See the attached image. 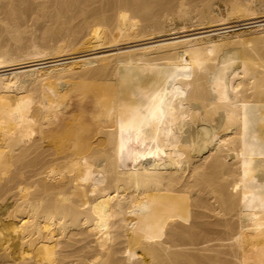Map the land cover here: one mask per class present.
I'll return each mask as SVG.
<instances>
[{"label":"bare ground","instance_id":"bare-ground-1","mask_svg":"<svg viewBox=\"0 0 264 264\" xmlns=\"http://www.w3.org/2000/svg\"><path fill=\"white\" fill-rule=\"evenodd\" d=\"M262 12L0 0V264H264V23L49 60ZM108 66L114 95L85 99L79 78L100 86Z\"/></svg>","mask_w":264,"mask_h":264},{"label":"rangeland","instance_id":"rangeland-1","mask_svg":"<svg viewBox=\"0 0 264 264\" xmlns=\"http://www.w3.org/2000/svg\"><path fill=\"white\" fill-rule=\"evenodd\" d=\"M103 7V6H102ZM101 7V8H102ZM102 9H105V8H102ZM103 16H105V15H103ZM252 18V20H250ZM256 18V19H255ZM254 19V20H253ZM248 20V21H247ZM247 20H242L241 21V19H232V20H230V21H226V20H224V21H226V22H222L223 20L222 19H216V20H214L213 22H211V23H206V24H199L200 22H198V21H195V22H191V23H189V25L188 26H186L185 28H182V29H178L176 32L177 33H173L172 34V32L173 31H164V32H159V33H153V34H146V35H143V37L142 36H139V37H136V38H129V39H125V38H120V39H117V40H111V41H108V42H104V43H100V44H98L97 46L98 47H96V48H93V47H91L90 49H88V47H87V49L86 48H84V49H80V51H79V49L77 50V51H75V50H73V51H70V52H65V54H57V55H54V56H51V57H49L50 59L49 60H51V63H53V61H54V63H57V62H60V61H68V60H71L72 58L73 59H75V58H81L82 56H87V55H90V53L91 54H94V53H97V54H109V53H113L114 55L112 56V58H116V57H119V56H121L120 55V51H122V50H126V49H130V48H133V47H139V46H145V45H151V44H155V43H157V42H161V41H163V40H165V39H167V37L168 36H170V37H172V35L173 36H178V37H189V36H196L197 35V33H198V35H205V34H211V33H214V32H223V31H230V32H232V34L234 33V34H236V33H247V32H255V30L253 29L254 28V26H256V25H258V24H261V23H264V12H262L261 14L260 13H258V14H256L255 16H251L249 19H247ZM198 22V23H197ZM217 22H219L220 24H217ZM215 23L217 24V25H215ZM223 23V24H222ZM219 25V26H218ZM221 25H223V26H221ZM211 26V27H210ZM206 27V28H205ZM222 27V28H221ZM201 28V29H200ZM203 29H205V30H203ZM196 30V31H195ZM180 32V34H179V32ZM195 31V32H194ZM169 32H171V33H169ZM193 32L195 33V34H193ZM170 34V35H169ZM179 34V35H178ZM184 34V35H183ZM159 37H158V36ZM181 35V36H180ZM167 36V37H166ZM163 39H162V38ZM164 37H166V38H164ZM170 37H168V38H170ZM160 38V39H159ZM135 41H134V40ZM153 39V40H152ZM149 41V42H148ZM138 42V43H137ZM30 43V42H29ZM30 44H28V46H29ZM135 45V46H134ZM132 46V47H131ZM12 46H9V48H11ZM100 47V48H99ZM4 48H7L6 46H4ZM9 48H7L8 50H10ZM13 48V47H12ZM11 48V49H12ZM105 48V49H104ZM106 48H108V49H106ZM14 49V48H13ZM101 49H103V50H101ZM15 51H16V49H14ZM13 50V51H14ZM100 50V51H99ZM12 51V50H11ZM11 51H8L10 54L12 53V54H15V52H11ZM18 52V51H17ZM88 54H87V53ZM100 52V53H99ZM82 53V54H81ZM85 53V54H84ZM139 53V52H138ZM153 53H156V52H153ZM157 54V53H156ZM156 54H153V55H155V57L156 56H158V55H156ZM151 55V54H150ZM153 55H151L152 57H153ZM15 56V55H14ZM55 56H57L56 57V60H55ZM74 56V57H73ZM59 57V58H58ZM69 57V58H68ZM57 58H58V60H57ZM14 59V60H13ZM13 59H12V61L11 62H13V63H16V62H21V64H24L25 63V61L26 60H28L29 58H27V57H22V59H18V58H14L13 57ZM31 59V58H30ZM46 59H48V58H46ZM46 59H44V63L43 64H50V61H49V63H48V60H46ZM62 59V60H61ZM45 60H46V62H45ZM57 61V62H56ZM111 64V65H110ZM109 64V66H112L111 68H113V66H114V64H115V61H113V62H111ZM113 64V65H112ZM130 65V64H129ZM108 66V68L109 69H107L106 70V72H104V74H102V72L100 73V75L99 76H101V75H104V77H106V78H103L102 76H101V80L102 79H104V81L101 83L102 85H98L97 86V83H90L89 84V81H87L86 82V80H90V75H89V79H88V76H84L83 78H82V76H81V78H79L80 79V81H82V85H86L87 86V90L88 91H86V89H85V92H87V93H84L85 95L86 94H88V92L90 91V93H92L93 91H95L94 90V88L96 89V91L98 90V88H99V90L101 91L102 90V87H104V91H103V94H102V91L101 92H99L97 95H96V101H98V103L100 102V100H101V102L102 101H104V99H103V97L106 95V93H107V95H110L111 93V95H114V93H113V91L111 90V87H112V83H111V81H109V77L107 78V76H108V71L111 69L110 67ZM116 67V66H115ZM115 67L113 68V69H115ZM128 69H131V66H129L128 67ZM105 74L107 75V76H105ZM88 75V74H87ZM86 77V78H85ZM100 78V77H99ZM82 79V80H81ZM105 79H106V81L107 82H109V83H106L105 82ZM78 80V79H77ZM83 80H85V81H83ZM80 81H74V86L75 87H73V85L71 86V87H73L72 88V90L75 92V90H78V84H75V83H77V82H80ZM91 81V80H90ZM85 82V83H84ZM100 82L101 81H99V83L98 84H100ZM88 83V84H87ZM106 83V84H105ZM111 83V84H110ZM92 85V86H91ZM95 87H94V86ZM88 87L90 88V89H88ZM75 88V89H74ZM107 88V89H106ZM109 89V90H108ZM98 90V91H99ZM111 91V92H110ZM106 92V93H105ZM110 94H109V93ZM73 93V92H72ZM97 93V92H96ZM94 94H95V92H93L92 94H88V96L91 98V96H93V97H95L94 96ZM103 95V96H102ZM83 96L84 95H82V99H83ZM89 97H87V95H86V97H85V99H89ZM92 97V98H93ZM90 100H94V99H90ZM101 102H100V104H101Z\"/></svg>","mask_w":264,"mask_h":264}]
</instances>
